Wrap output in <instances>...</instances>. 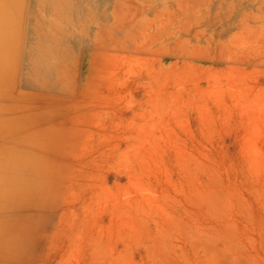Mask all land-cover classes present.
Wrapping results in <instances>:
<instances>
[{"label":"rangeland","instance_id":"1","mask_svg":"<svg viewBox=\"0 0 264 264\" xmlns=\"http://www.w3.org/2000/svg\"><path fill=\"white\" fill-rule=\"evenodd\" d=\"M75 4L68 41L65 31L48 36L67 50L53 92H20L24 43L0 58L3 165L42 156L10 144L26 142L31 128H85L76 135L82 148L62 154L95 165L96 192L110 197L89 200L88 224L57 264H264V0ZM28 15H19V41ZM12 34L0 28L8 45ZM48 47L37 50L51 55ZM19 210L5 220L34 219L17 218ZM32 238H20L19 264H43L42 248L21 255Z\"/></svg>","mask_w":264,"mask_h":264},{"label":"bare ground","instance_id":"2","mask_svg":"<svg viewBox=\"0 0 264 264\" xmlns=\"http://www.w3.org/2000/svg\"><path fill=\"white\" fill-rule=\"evenodd\" d=\"M36 6L38 7L36 20L33 23L31 17L25 18L26 23L24 25V35L22 40L19 41V37L16 35L20 32L19 30L22 24L20 20L21 17H19V15H22L24 10H26L27 13L31 12V10ZM50 7H52L54 16V19L52 20L46 18L44 14L45 10ZM79 10L80 8L76 6L75 0H0V28H9L13 33L11 35L12 40L9 45L7 43L8 37H5L6 33L3 36L1 35L2 37L0 36V58H3L6 54H3L5 48H7V56L10 55V57L18 53L17 51L20 44L22 46L24 43L21 53L27 50L25 44L29 43L31 40L29 31L32 25L34 29L39 28L40 30L43 28H51L53 31L56 30L58 32H56V34L59 36L61 31H64V28L68 29V13H73L75 11L78 12ZM65 33L66 31L61 39H63V41H68V36L66 35L67 33ZM71 35L75 39H71V41H79L76 34L72 33L70 34V37ZM50 40L53 42L52 37ZM41 47H43V45H39V48ZM48 48L51 51V47ZM58 49L62 50L59 46ZM49 55L50 54L45 52V54L40 55V60L44 61ZM1 61L3 62V60ZM12 63L14 64V62ZM30 81L31 80L28 76L22 75L20 85L23 87L33 86L34 84ZM43 87V85L41 86L39 84L34 86V88L38 91L42 90ZM30 130L33 133L32 136L28 137L29 139L27 138L28 140L26 142L21 139H16L18 142H11L10 140V144L13 146L17 144L19 145L17 151L18 153H30L31 155L40 153L42 156L40 158L38 156V159L31 157L27 162L24 161L25 163L20 161L9 164L8 166H4L5 164L3 165L0 160V264H19V259L17 260L18 255H15L18 252H15V250H19L21 248L23 240L21 239L20 241V238L22 235L25 238L29 237L31 234H33V238L30 239L27 244L22 246L21 255L26 256L27 254H33L42 248L44 253L42 257L43 264H57V257L64 249L65 241L69 240L73 234L78 233L82 224L85 226L88 224L86 222L84 224L83 221L86 216V205L89 200L93 199L94 201L97 200L99 202V199L103 197L104 193H107L104 188H102L104 186L101 187L102 191L100 190V192H96L98 183L96 177L99 179V175H95L93 173V171L96 170L94 167L95 165H87V162L84 163L81 160L73 159L74 157L70 158L67 155V157H65L62 154L68 147L71 149L74 147L77 149L82 148H78L81 144L77 145V139H79L78 141L81 140L78 137H80V133H85V128L46 125L37 126L31 128ZM10 132H14L15 134V131L13 130ZM22 132L23 131H21V133ZM86 134L89 135V133ZM76 135L79 136L77 137ZM10 136H12V139L14 138V135ZM84 136V138H86L87 135ZM90 136H92V134ZM1 143L2 142H0V144ZM87 148L90 147L88 146ZM71 149L69 150L71 151ZM77 151L79 152L80 150ZM4 153L7 154V152ZM1 156L3 155H0V159H3ZM6 156H8V154ZM107 157H109V155ZM101 171L102 170L100 169V172ZM125 178L126 182L123 188L124 191L127 192L129 190L128 175H126ZM105 183L110 184L109 182ZM106 186L112 187L113 185L106 184ZM107 190L108 188L106 191ZM113 195L111 194V196ZM114 197L115 195L113 198ZM106 198L108 199L110 197L105 196V198L101 200H107ZM4 200H12V203L9 205L10 209H6L3 206L2 202ZM103 206H100L99 208ZM92 208H94L95 211L98 209L96 207ZM92 208H90L89 211ZM13 209H20V215L17 216L19 219L22 218V216L25 217L28 213H30L29 215L34 219L24 225H20L18 222L10 223L11 221L5 220V218L7 216H11ZM92 211L93 210H91V213ZM82 228L81 233L85 231L84 229L82 231ZM36 234H38V236L34 239ZM16 236L18 239H14ZM77 242H79V240Z\"/></svg>","mask_w":264,"mask_h":264},{"label":"crops","instance_id":"3","mask_svg":"<svg viewBox=\"0 0 264 264\" xmlns=\"http://www.w3.org/2000/svg\"><path fill=\"white\" fill-rule=\"evenodd\" d=\"M36 7H34L31 10V12H29L28 15V17L32 18L33 23L35 22L38 13L37 12L38 7L37 8ZM44 14L46 18L51 20L54 19L52 7L47 8ZM65 30L67 31L66 28H64V31ZM56 32H57L56 30L53 31L51 28H43L40 30L39 28L34 29L33 25L30 28L29 33L31 36V40L29 43L25 44L27 50L22 53L19 81L21 84V76L26 75L30 78L31 80L30 82L33 83L34 85L29 87L28 86L23 87L20 85V89H21L20 92L22 94L31 97L39 94H43V95L50 94V92H53L54 88L57 86L51 82L53 76H55L56 81L63 82L62 71L66 63L67 50L66 51L57 50L56 48H58L59 43L52 42L51 40L49 41L48 39V36H53L55 35ZM39 45H43V46L49 45V47H51V55L46 57V59L43 62L40 60V54H39L40 50L39 51L37 50L39 48ZM36 84L45 86V90L42 91L36 90V88H34Z\"/></svg>","mask_w":264,"mask_h":264}]
</instances>
